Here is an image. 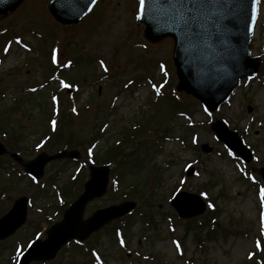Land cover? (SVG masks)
Listing matches in <instances>:
<instances>
[{
  "label": "rangeland",
  "instance_id": "obj_1",
  "mask_svg": "<svg viewBox=\"0 0 264 264\" xmlns=\"http://www.w3.org/2000/svg\"><path fill=\"white\" fill-rule=\"evenodd\" d=\"M47 1L25 0L0 18V133L6 134L7 144L3 143L23 159L42 150L64 149L76 150L82 158L93 133L100 130L95 151L99 157L100 152L118 149L114 166L122 159L112 172L119 182L110 174L106 194L89 202L83 217L123 199L136 203L130 215L92 233L85 246L71 241L47 264H264L259 172L264 167V60L259 74L242 80L215 112H207L184 93H176V105L167 99L176 82L172 41L150 44L144 39L143 25L135 22L137 0H99L79 24L69 26L53 21ZM54 40L60 56L51 65ZM5 41L8 44L2 46ZM251 55L264 59V0L258 3ZM72 56L83 60L61 68ZM55 88H61L58 121L51 118L55 107L50 93ZM73 97L78 112H73ZM216 119L253 151L249 163L235 158L216 138L210 128ZM49 130L56 133L36 151ZM204 145L211 151L205 152ZM10 160L7 155L0 158V216L15 199L29 200L25 222L0 240V264H14L19 248L35 232L45 237L37 231L40 226L61 217L53 184L67 205L89 177L86 164L69 157L56 159L46 163L39 181L34 180L41 188L27 176L17 177L15 170L21 167ZM189 167L194 171L186 175ZM178 191L199 195L206 203L204 211L178 217L170 202ZM188 202L181 200L185 206Z\"/></svg>",
  "mask_w": 264,
  "mask_h": 264
},
{
  "label": "water",
  "instance_id": "obj_2",
  "mask_svg": "<svg viewBox=\"0 0 264 264\" xmlns=\"http://www.w3.org/2000/svg\"><path fill=\"white\" fill-rule=\"evenodd\" d=\"M23 0H0V18L13 12ZM96 2V0H95ZM254 0H219L213 9L217 15L213 21L204 23L203 34L193 38L179 28L160 0H145L143 10L137 14V22L144 24L143 36L151 43L164 38L173 42L172 60L175 65L176 90L199 99L209 110L216 109L228 96L235 84L244 76H252L259 66L257 57H250V42L254 21L252 6ZM93 0H50L48 11L61 24L78 23L93 6ZM256 14H257V4ZM251 28V31H249ZM212 128L222 141L249 160V153L241 144L235 132L228 131L221 121L212 124ZM10 154L25 171L39 178L44 165L53 159L79 156L76 150H63L53 155L46 152L24 161L16 153L7 152L0 142V155ZM89 179L84 183L83 192L64 210L60 221L47 230V237L36 239L19 260V264H29L33 260H50L57 251L71 239L85 240L92 232L101 228L114 218L130 211L132 201L97 209L87 218H83L86 204L107 191L108 166L88 165ZM264 179V168L261 169ZM197 202V208L185 210L181 200ZM26 197L17 199L12 208L0 219V239L11 234L25 220ZM180 216H193L203 211L202 201L193 194L181 192L173 199ZM6 225V227H5Z\"/></svg>",
  "mask_w": 264,
  "mask_h": 264
},
{
  "label": "snow or ice",
  "instance_id": "obj_3",
  "mask_svg": "<svg viewBox=\"0 0 264 264\" xmlns=\"http://www.w3.org/2000/svg\"><path fill=\"white\" fill-rule=\"evenodd\" d=\"M95 3V0H93ZM219 0H160V4L166 8L169 14L173 17L176 25L183 31L189 33L193 38H198L203 34L204 23L213 21L216 11L213 9L218 5ZM259 3V0H254L252 6V18H256V7L255 5ZM145 5V0H139V7L143 10ZM251 31V28H249ZM19 43V41H17ZM53 63L56 62L55 50L52 54ZM103 66V64H102ZM63 84V81L61 82ZM68 87V85H64ZM159 92V88L156 89ZM55 100V98H53ZM75 111V109H73ZM55 125V121L52 122ZM261 202L264 204V188L260 190ZM211 207V205H209ZM262 222V234H264V213L261 214ZM123 244V241H121ZM257 248L260 247L259 242L257 243ZM95 255V253H93Z\"/></svg>",
  "mask_w": 264,
  "mask_h": 264
},
{
  "label": "trees",
  "instance_id": "obj_4",
  "mask_svg": "<svg viewBox=\"0 0 264 264\" xmlns=\"http://www.w3.org/2000/svg\"><path fill=\"white\" fill-rule=\"evenodd\" d=\"M46 143H47V142H46ZM46 143H44L43 146H44ZM66 145H67V144H66ZM67 146H69V144H68ZM117 152H118V149L110 150V151H106V153H104L103 155L99 154V158H100V159L108 160V162H111V161L114 162V160H116V157L118 156V153H117ZM92 159L95 160L96 162L99 161V160H98V155L93 156ZM120 159H122V158L117 159V161L120 160ZM117 161H116V163H115V166L117 165ZM115 166H114V167H115ZM76 178H77V177H75L73 180H75ZM72 182H74V181H72ZM62 190H63V189H62ZM64 190H65V191H64ZM64 190H63V192H65L68 196L71 194L69 188H65ZM65 205H66V203H65L64 205L60 206V207H59V210L62 211V209H63V207H64Z\"/></svg>",
  "mask_w": 264,
  "mask_h": 264
}]
</instances>
